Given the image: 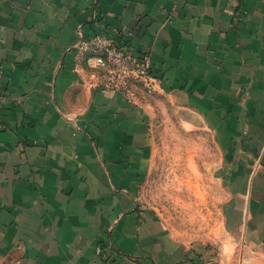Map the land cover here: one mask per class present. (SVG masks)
<instances>
[{
	"label": "crops",
	"instance_id": "crops-1",
	"mask_svg": "<svg viewBox=\"0 0 264 264\" xmlns=\"http://www.w3.org/2000/svg\"><path fill=\"white\" fill-rule=\"evenodd\" d=\"M150 53L158 88L98 87L73 47L100 26ZM0 261L264 264V0H0ZM173 102L217 137L215 233L141 199Z\"/></svg>",
	"mask_w": 264,
	"mask_h": 264
},
{
	"label": "rangeland",
	"instance_id": "rangeland-1",
	"mask_svg": "<svg viewBox=\"0 0 264 264\" xmlns=\"http://www.w3.org/2000/svg\"><path fill=\"white\" fill-rule=\"evenodd\" d=\"M166 104L168 111L154 121L157 153L141 199L183 236L205 240L215 233L222 205L223 183L216 176L222 167L215 165L221 156L217 137L200 118L186 117L173 102ZM0 264L22 263L13 254Z\"/></svg>",
	"mask_w": 264,
	"mask_h": 264
},
{
	"label": "built area",
	"instance_id": "built-area-1",
	"mask_svg": "<svg viewBox=\"0 0 264 264\" xmlns=\"http://www.w3.org/2000/svg\"><path fill=\"white\" fill-rule=\"evenodd\" d=\"M77 62L85 63L98 87L121 92L134 103L142 102V93L155 95L159 80L154 74L150 53H136L128 34L102 24L92 36L81 38L73 47ZM0 130L4 128L1 113Z\"/></svg>",
	"mask_w": 264,
	"mask_h": 264
}]
</instances>
